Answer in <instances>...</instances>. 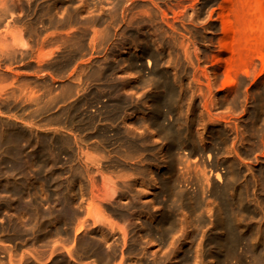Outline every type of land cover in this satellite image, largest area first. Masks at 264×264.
Masks as SVG:
<instances>
[{"label": "rangeland", "instance_id": "rangeland-1", "mask_svg": "<svg viewBox=\"0 0 264 264\" xmlns=\"http://www.w3.org/2000/svg\"><path fill=\"white\" fill-rule=\"evenodd\" d=\"M249 1L0 0V264H264Z\"/></svg>", "mask_w": 264, "mask_h": 264}, {"label": "bare ground", "instance_id": "bare-ground-1", "mask_svg": "<svg viewBox=\"0 0 264 264\" xmlns=\"http://www.w3.org/2000/svg\"><path fill=\"white\" fill-rule=\"evenodd\" d=\"M232 1H233V0H232ZM247 1H248V0H247ZM250 1H251V0H250ZM250 1H249V3L251 4ZM256 1L258 2L259 0H256ZM256 1H255V3L257 4ZM230 2H231V1H230ZM239 2H240V1H239ZM239 2L237 1V3H239ZM243 2H244V1H243ZM240 3H241V2H240ZM244 3H245V2H244ZM244 3H243V4H244ZM249 3H248V4H249ZM260 3H261V1H260ZM232 4H233V3L231 2V3H230V6H231V7H232ZM234 4H236L235 1H234ZM234 4H233V8H235V7H234ZM248 4H247V5H248ZM252 4H253V3H252ZM236 5H237V4H236ZM241 5H242V4H241ZM241 5H240V10H241ZM245 5H246V3H245ZM245 5H242V7L245 6ZM261 5H263V0H262ZM253 6H254V4H253ZM245 7H246V6H245ZM259 7H260V6H259ZM236 8H237V7H236ZM236 8H235V9H236ZM243 8H244V7H243ZM243 8H242V10H244V13L242 12V10H241V11H240V10H236V12H237V11H238V12L240 11V12H242V13L239 12L241 15H242V14H245V15L247 16V18H248L249 16H248V14H247V10H251L250 5H249V8H250V9H249L248 7L244 8V9H243ZM247 8H248V9H247ZM261 8H262V7H261ZM230 9H232V8H230ZM245 9H247V10H245ZM262 9H264V8H262ZM232 10H233V9H232ZM253 10H254V9H253ZM257 10H258V9H257ZM261 11H262V10H261ZM250 12H251V11H250ZM253 12H254V11H253ZM263 12H264V11H263ZM229 13H231V11H230ZM248 13H249V12H248ZM254 14H255V15H254ZM254 14H253L254 17H255V16H259L258 19H259V21L261 22V21H262V20H261L262 17H261L260 15H258V12H255ZM260 14H261V13H260ZM229 15H230V14H229ZM241 15H239V16L242 18ZM231 16H232V15H231ZM253 16H252V17H253ZM263 16H264V15H263ZM227 17H228V16H227ZM232 17H233V16H232ZM234 17H236V16L234 15ZM234 17H233V18H234ZM237 17H238V16H237ZM237 17H236V18H237ZM250 17H251V15H250ZM252 17L250 18L251 20L256 19V17L253 18V19H252ZM241 18H239L240 21H241V24H240L239 19H238V20L236 19V26H235V25H234V26H235V27H238V26H240V25H242V24H245V27H244L245 29H244V28H243V29H244L245 31H246L247 28H248V30L250 29V31H249V34H250L254 29H252L251 26H250V28H249V27L246 28V26H247V25H246V22H247V24H248V21H245L246 18L243 17L242 19H243V21H245V23H242V19H241ZM244 18H245V19H244ZM228 19H229V18H228ZM246 20H247V19H246ZM230 21H231V19H230ZM237 21H239V25H238V26H237V23H238ZM222 22H223V21H222ZM234 22H235V21H234ZM234 22H233V23H234ZM253 22H254V21H253ZM255 22H256V21H255ZM224 23H225V24H224V27H223V25H222V27L224 28L223 32H225V31L228 29V27L230 26V25H229V26L227 25V23L225 22V19H224ZM251 23H252V22H251ZM258 23H259V22H258ZM258 23L256 24V26L258 25ZM229 24H230V22H229ZM249 24H250V23H249ZM251 25H252V24H251ZM253 25H254V24H253ZM259 25H260V23H259ZM261 25H262V22H261ZM256 26L254 27L255 29H256ZM262 26L264 27V25H262ZM232 27H233V25H232ZM260 27H261V26H260ZM261 28H262V27H261ZM230 29H231V28H230ZM230 29H229V30H230ZM243 29H242V30H243ZM262 29H263V28H262ZM233 30L236 31L235 28H234ZM239 30H240V28L238 29V32H237V34L239 35V38H238L237 35H235V36H237L238 39L241 38V35H240V33H239V32H240ZM242 30H241V31H242ZM251 30H252V31H251ZM259 30H260V28H259ZM242 32H243V31H242ZM254 32H255V30H254ZM257 32H259V34H260V31L257 30ZM257 32H255V33L257 34ZM226 33H227V32H226ZM231 33H232V34H235V33H233V32H231ZM245 33H246V32H245ZM227 34H228V33H227ZM227 34H226V35H227ZM241 34H242V33H241ZM243 34H244V32H243ZM249 34L246 33V37H247V35H248V37H249V36H250ZM259 34H258V36H259ZM263 34H264V33H263ZM263 34H262V31H261L260 36L263 37ZM251 35H252V34H251ZM254 35H255V34L253 33L252 39H253ZM244 36H245V35H244ZM233 37H234V36H233ZM248 37H247V38H248ZM250 37H251V36H250ZM250 37H249V38H250ZM235 38H236V37H235ZM237 38H236V40H234V41H238V42H239V40H238ZM243 38H244V37H243ZM247 38H245V39H246L245 42H244V40H242V41L244 42L243 44H245V45H248V44H247V43H248V42H247ZM257 38H258V37H257ZM257 38H256V39H257ZM233 39H234V38H233ZM241 39H242V38H241ZM256 39H255V40H256ZM258 39H259V38H258ZM258 39H257V40H258ZM253 40H254V39H253ZM257 40H256V41H257ZM256 41H254V42H256ZM259 41H260V40H259ZM263 41H264V40H263ZM238 42H237L236 44H238ZM240 44H241V42H240ZM243 44H242V45H243ZM255 44H256L257 48L259 49V47H258V45H259L258 42L255 43ZM255 44H253V45H255ZM257 44H258V45H257ZM233 45H235V44L233 43ZM262 45L264 46L263 43H262ZM262 45H259V46L262 48ZM249 46H250V45H248L247 47H249ZM239 47H240V46H239ZM245 47H246V46H245ZM247 47H246V48H247ZM243 48H244V47H243ZM251 48H253V46H252ZM251 48H250V49H251ZM254 48H255V46H254ZM254 48H253V49H254ZM253 49H251V50H253ZM246 50H247V49H246ZM261 50H262V49H261ZM242 51H243V50H242ZM242 51H241V52H242ZM244 51H245V50H244ZM254 51H255V50H254ZM262 51H263V50H262ZM241 52H240V53H241ZM258 52H260V50H258ZM20 164H21V163H20ZM15 165H16V164H15ZM21 165H22V164H21ZM21 165H20V166H21ZM16 166H17V165H16ZM20 168H21V167H20ZM22 168H23V167H22ZM15 169H16V168H15ZM18 169H19V167H18ZM18 169H17V170H18ZM16 187H18V186H16Z\"/></svg>", "mask_w": 264, "mask_h": 264}]
</instances>
